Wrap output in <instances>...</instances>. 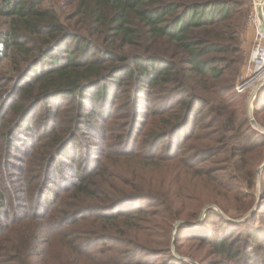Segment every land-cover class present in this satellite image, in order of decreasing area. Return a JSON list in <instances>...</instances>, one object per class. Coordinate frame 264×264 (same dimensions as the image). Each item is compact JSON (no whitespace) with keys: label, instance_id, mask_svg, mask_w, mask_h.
<instances>
[{"label":"trees","instance_id":"16d2710c","mask_svg":"<svg viewBox=\"0 0 264 264\" xmlns=\"http://www.w3.org/2000/svg\"><path fill=\"white\" fill-rule=\"evenodd\" d=\"M248 8L0 0V264H165L143 255H170L178 218V255L186 240L219 257L208 264H264V205L257 226L208 207L198 228L217 216L226 229L181 236L199 208L183 181L217 182L231 168L212 160L221 152L214 133L247 136L232 102L243 99L234 82ZM263 87L254 101L264 107ZM253 139L237 145L246 167L245 154L264 148V135ZM181 198L195 201L182 216ZM235 225L249 230L228 235ZM190 257L202 261L197 250Z\"/></svg>","mask_w":264,"mask_h":264},{"label":"rangeland","instance_id":"374dc122","mask_svg":"<svg viewBox=\"0 0 264 264\" xmlns=\"http://www.w3.org/2000/svg\"><path fill=\"white\" fill-rule=\"evenodd\" d=\"M53 1V0H51ZM253 1L254 0H246L247 5L249 8H253ZM248 8V10H249ZM253 11V9H252ZM251 13L247 11L245 20H244V26L240 34V41H239V48H240V56L241 62L238 68V73L240 72V69L242 65H244L247 61V58L249 56V51L254 45V41L256 38V26L255 24L249 23V16ZM264 23V21H263ZM260 25V24H259ZM262 28V26H260ZM235 82L236 83V78ZM235 87V86H234ZM264 89V87L262 88ZM259 90V89H258ZM257 90V92H258ZM256 92V93H257ZM256 93H252L251 91H246L242 94V101L241 99L235 100L232 102L233 108L236 110V119L238 121H241L244 117H246L247 123L244 124L241 128L247 133V135L243 140H232V137L230 140L226 141V139L222 137V134L214 133V137H220L217 140L213 141L215 145H219V151L221 150L220 154H218L216 157L217 159L213 161H217L219 165L217 166V169L219 167L225 168L227 166L231 167L227 170H222L220 175H223L225 178L223 180L217 179V182L209 181V180H194L193 177L189 176V179H185L183 181V186L185 189L183 190L186 195V193H191L192 197L197 199L199 201V208L198 215L196 216V222L194 224V230L184 231L181 236H194V235H212L214 233L222 232L226 229V226H223L221 221L218 219L217 216H212L209 219V222L206 225H202V229L200 230L198 225L201 223L202 219L204 218V213L206 208L210 207L216 210L218 214L223 216L226 220L230 222H244L246 221L248 224H257L262 221L261 217H264L261 215L260 220H258V215H255L254 212L258 210L260 205H264V173H262V169L260 171V174H258V169L261 167V165L264 162V148H259L253 153H246L245 157L247 160V163H250L251 165L247 164V167L243 164V159H241V156L237 157L239 155L236 153L240 148L237 146L239 144H243L244 148H248L254 143V133L257 135H264V107L261 105V103L254 101ZM233 95V94H228ZM264 95V94H263ZM244 101V104H243ZM244 112V114H243ZM203 117V116H201ZM250 117L253 118L254 123H252ZM236 127V126H235ZM250 129H249V128ZM239 129V128H238ZM246 129V130H245ZM223 132V131H222ZM212 134V133H211ZM210 134V135H211ZM199 136L201 139L205 136V130H201ZM246 146V147H245ZM230 150V157H237L234 158L237 160L238 163H242V167L238 168L236 167L235 170H233L234 161L231 159L228 160L226 151ZM248 159L251 162H248ZM214 163H210L209 165H213ZM223 164V166H221ZM250 166V167H249ZM239 169V170H238ZM251 169L254 172L253 177V185L250 184V176L249 171ZM263 174V176H262ZM219 184H223L222 186H218ZM177 194V190H174ZM181 192V193H184ZM239 199V201H238ZM181 205V212L179 215H184L182 212L185 210H189L193 207L195 204V201L192 199H180ZM217 203H222L225 207L231 208L229 210V213L225 214L221 211V209L218 207ZM233 208V209H232ZM235 208V209H234ZM219 216V215H218ZM184 218H178L172 222L171 225V242H170V255H154L150 253H145L143 257H154V260H158L159 263H168L171 261H186L188 263L192 264H208L209 261H216V259H219L218 256H210L207 252V246L197 245L195 242H190L186 240H182L179 243V247L183 251V255H178L175 247V237H176V229H174V226L176 224L182 225L186 224ZM193 219V218H192ZM238 223V224H239ZM204 226V227H203ZM239 228L241 230H239ZM228 235L234 234L237 232H247L249 229L244 228L240 225H235L227 229ZM239 230V231H237ZM185 233V234H184ZM198 251V255L202 259L201 262H196L191 259L190 254L195 253V251Z\"/></svg>","mask_w":264,"mask_h":264},{"label":"built area","instance_id":"2783aa9c","mask_svg":"<svg viewBox=\"0 0 264 264\" xmlns=\"http://www.w3.org/2000/svg\"><path fill=\"white\" fill-rule=\"evenodd\" d=\"M258 0L253 1V11L249 16V23L255 24V41L249 51V56L244 65H242L236 78L235 90L238 93L251 91L256 93L264 84V32L258 22ZM262 9L260 8L259 11Z\"/></svg>","mask_w":264,"mask_h":264},{"label":"bare ground","instance_id":"6f19581e","mask_svg":"<svg viewBox=\"0 0 264 264\" xmlns=\"http://www.w3.org/2000/svg\"><path fill=\"white\" fill-rule=\"evenodd\" d=\"M257 7H258V22L260 24V26H262V31L264 32V23H263V13H264V0H258L257 1ZM263 9L261 11H259V9Z\"/></svg>","mask_w":264,"mask_h":264},{"label":"water","instance_id":"95a60500","mask_svg":"<svg viewBox=\"0 0 264 264\" xmlns=\"http://www.w3.org/2000/svg\"><path fill=\"white\" fill-rule=\"evenodd\" d=\"M250 119H251L252 123H254L253 118L250 117ZM263 167H264V162H263V164L261 165V167L258 169V174H260L261 168H263ZM177 226H178V224H176V225L174 226V229H176Z\"/></svg>","mask_w":264,"mask_h":264},{"label":"crops","instance_id":"0c3cea01","mask_svg":"<svg viewBox=\"0 0 264 264\" xmlns=\"http://www.w3.org/2000/svg\"><path fill=\"white\" fill-rule=\"evenodd\" d=\"M264 6V5H263ZM263 10V9H262ZM263 21H264V13H263Z\"/></svg>","mask_w":264,"mask_h":264}]
</instances>
